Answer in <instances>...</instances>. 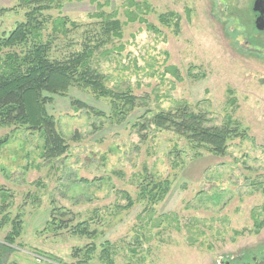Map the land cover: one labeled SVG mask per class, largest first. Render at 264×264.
Here are the masks:
<instances>
[{"label":"rangeland","instance_id":"1","mask_svg":"<svg viewBox=\"0 0 264 264\" xmlns=\"http://www.w3.org/2000/svg\"><path fill=\"white\" fill-rule=\"evenodd\" d=\"M254 3L43 0L31 42L49 43L53 60L100 43L90 65L136 99L131 109L117 102L124 115L89 90L53 96L46 108L69 144L57 158L45 157L40 131L0 126V264H80L74 253L85 259L92 247L85 264H107L105 247L113 264H220L264 249V31ZM34 6L0 0V39ZM114 18L122 37L104 34ZM185 104L210 126L232 118L244 135L217 157L152 123ZM167 181L153 201V185Z\"/></svg>","mask_w":264,"mask_h":264},{"label":"trees","instance_id":"2","mask_svg":"<svg viewBox=\"0 0 264 264\" xmlns=\"http://www.w3.org/2000/svg\"><path fill=\"white\" fill-rule=\"evenodd\" d=\"M25 5L38 4L27 13V22H22L10 32L8 37L0 39V47L11 49V47L28 45L34 32L41 27L42 22L37 21L36 12L41 13L43 0H23ZM5 10V9H4ZM168 15L162 14L161 20L166 22ZM123 23L120 19H110L105 23V31L110 37L123 36ZM32 37V38H31ZM21 54L8 51L0 54V126L23 124L28 125L34 131H40L44 137L45 157L57 158L66 153L69 149L64 136L58 131V125L54 115L47 111L48 104L54 103L53 96H67L72 87L91 91L99 97H111L112 108L118 113H125L126 110L117 109V102L124 101V106L135 105V97L126 93H115L106 86L105 76L90 65V60L95 54L96 45L86 44L80 52H74L67 59L53 60L50 55L49 43H42L34 40ZM73 100V99H72ZM72 105L76 108L90 107L83 101L73 100ZM100 113V112H99ZM101 114V113H100ZM152 123L159 128H169L188 142L196 146L206 147L210 153L217 157L227 155L229 140L242 137L244 134L238 125H234L232 118L223 123L222 126L209 125V119L202 112L196 113L188 105L176 107L174 110H162L153 114ZM170 183L157 182L153 185L151 193H157L152 199H162L168 193ZM145 193V190H144ZM142 193V194H144ZM144 197V195L142 196ZM130 201V200H129ZM130 201V205H132ZM62 214V216H64ZM75 232L88 234L82 224L75 226ZM90 234V233H89ZM91 235V234H90ZM13 241L11 236H8ZM101 258L107 264H113L109 256V249H103ZM96 248H89L82 259V251L78 249L73 257L79 259L78 263H88L91 254Z\"/></svg>","mask_w":264,"mask_h":264},{"label":"flooded vegetation","instance_id":"3","mask_svg":"<svg viewBox=\"0 0 264 264\" xmlns=\"http://www.w3.org/2000/svg\"><path fill=\"white\" fill-rule=\"evenodd\" d=\"M259 13L256 12L255 18ZM257 28V27H256ZM234 257V256H233ZM235 258V257H234ZM234 258L231 260H226L220 263V264H264V249L257 252H245L244 254L238 255V258L234 260Z\"/></svg>","mask_w":264,"mask_h":264},{"label":"water","instance_id":"4","mask_svg":"<svg viewBox=\"0 0 264 264\" xmlns=\"http://www.w3.org/2000/svg\"><path fill=\"white\" fill-rule=\"evenodd\" d=\"M253 10L259 15L255 20V24L258 30L264 31V0H254Z\"/></svg>","mask_w":264,"mask_h":264}]
</instances>
